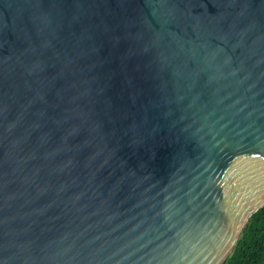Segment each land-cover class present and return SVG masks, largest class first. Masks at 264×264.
Masks as SVG:
<instances>
[{
    "label": "water",
    "instance_id": "obj_1",
    "mask_svg": "<svg viewBox=\"0 0 264 264\" xmlns=\"http://www.w3.org/2000/svg\"><path fill=\"white\" fill-rule=\"evenodd\" d=\"M264 207V0H0V264H223Z\"/></svg>",
    "mask_w": 264,
    "mask_h": 264
},
{
    "label": "trees",
    "instance_id": "obj_2",
    "mask_svg": "<svg viewBox=\"0 0 264 264\" xmlns=\"http://www.w3.org/2000/svg\"><path fill=\"white\" fill-rule=\"evenodd\" d=\"M223 264H264V207L249 218Z\"/></svg>",
    "mask_w": 264,
    "mask_h": 264
}]
</instances>
